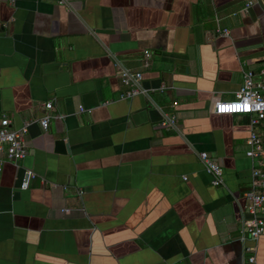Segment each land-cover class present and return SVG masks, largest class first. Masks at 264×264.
<instances>
[{
    "label": "crops",
    "instance_id": "obj_1",
    "mask_svg": "<svg viewBox=\"0 0 264 264\" xmlns=\"http://www.w3.org/2000/svg\"><path fill=\"white\" fill-rule=\"evenodd\" d=\"M248 1L0 0V118L28 147L0 170V264H264V235L240 239L249 115L213 112L264 68V0ZM118 65L147 94L120 99Z\"/></svg>",
    "mask_w": 264,
    "mask_h": 264
},
{
    "label": "built area",
    "instance_id": "obj_2",
    "mask_svg": "<svg viewBox=\"0 0 264 264\" xmlns=\"http://www.w3.org/2000/svg\"><path fill=\"white\" fill-rule=\"evenodd\" d=\"M253 1H248L243 9L252 5ZM218 34L228 35V29H217ZM152 56L150 51L143 52V66H149ZM117 76L125 89L120 92V99H130L138 94H147V90L141 85L142 73L139 70H130L121 65L117 66ZM52 107L51 101L43 103V108L49 110ZM82 111L83 108L80 107ZM213 112L215 114H248L249 133L245 140L247 145L246 156L252 161L250 172V188L244 192L245 212L248 217L243 219L240 230V239L256 241L264 235V147L259 128L264 120V68L255 72L251 69L243 71V79L239 90L234 98L230 100H220L214 103ZM55 116L48 112L43 113L39 119V124L46 130L51 118ZM175 115L164 114L161 125L166 128H173L175 125ZM27 125L20 128L11 126L10 120L3 116L0 118V170L6 163H11L19 167L22 160L28 154V147L25 141ZM205 170L211 175L213 186L223 185V169L221 165L207 152L198 153ZM34 177L30 170L22 182V187H27L28 180ZM184 179H186L184 177ZM245 251L252 252L248 257V262L253 263L255 256L254 247L246 246Z\"/></svg>",
    "mask_w": 264,
    "mask_h": 264
},
{
    "label": "water",
    "instance_id": "obj_3",
    "mask_svg": "<svg viewBox=\"0 0 264 264\" xmlns=\"http://www.w3.org/2000/svg\"><path fill=\"white\" fill-rule=\"evenodd\" d=\"M258 3L260 5L263 6V1L262 0H257ZM55 145H56V149L57 151L61 152V153H65L66 152V147H65V144H64V140L63 139H58L56 142H55Z\"/></svg>",
    "mask_w": 264,
    "mask_h": 264
}]
</instances>
